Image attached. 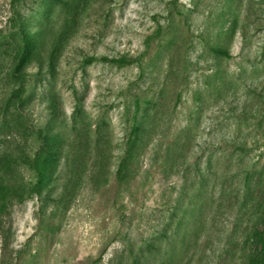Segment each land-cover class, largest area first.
Masks as SVG:
<instances>
[{
	"label": "rangeland",
	"instance_id": "rangeland-1",
	"mask_svg": "<svg viewBox=\"0 0 264 264\" xmlns=\"http://www.w3.org/2000/svg\"><path fill=\"white\" fill-rule=\"evenodd\" d=\"M135 257L264 264V0H0V264Z\"/></svg>",
	"mask_w": 264,
	"mask_h": 264
},
{
	"label": "trees",
	"instance_id": "trees-1",
	"mask_svg": "<svg viewBox=\"0 0 264 264\" xmlns=\"http://www.w3.org/2000/svg\"><path fill=\"white\" fill-rule=\"evenodd\" d=\"M12 27H13V25H12ZM213 49H214V51L219 52V53H225L226 52L224 49H220V48H216V47H214ZM125 60L126 59H118V60H114V61L124 62ZM125 62L129 63L130 60H128V61L126 60ZM18 67H19V63L16 65V70ZM16 92H13V95L17 96V98L20 99V96H21L20 88L17 89ZM42 139L44 142L45 138L42 137ZM43 147H44V149L41 150L39 154L37 153L31 162L32 169L35 171L36 177L38 180L43 179V177L45 176V170H46L47 164L49 163V160L51 158V156L48 154V152L45 148V143H44ZM146 247L150 252L154 251L156 248V246H154L150 241L147 242ZM133 264H145V263H143V261L141 259L139 260V259H136V257H135Z\"/></svg>",
	"mask_w": 264,
	"mask_h": 264
}]
</instances>
